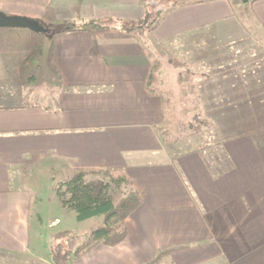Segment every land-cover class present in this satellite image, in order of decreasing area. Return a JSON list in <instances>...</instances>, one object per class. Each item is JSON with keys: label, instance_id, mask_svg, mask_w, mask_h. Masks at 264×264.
Returning <instances> with one entry per match:
<instances>
[{"label": "crops", "instance_id": "1", "mask_svg": "<svg viewBox=\"0 0 264 264\" xmlns=\"http://www.w3.org/2000/svg\"><path fill=\"white\" fill-rule=\"evenodd\" d=\"M145 10L146 0H0V11L50 29L40 33L47 40L36 54L46 62L36 61L28 78L33 49L23 59L13 42H0L2 264L49 263L29 246L30 216L44 206L36 184L42 190L45 178H69L73 169L115 168L126 171L142 197L126 218L127 235L68 264H148L173 247L181 249L158 264H264V129L231 136L232 120L250 111L236 109V81L251 86L253 76L262 87V64L248 69L247 79L219 60L221 50L252 33L264 38V0L179 3L146 33L51 31L57 22L130 20ZM189 41L195 51L180 57L168 79L175 89L167 88L174 114L191 113L207 130L175 145L163 130L159 98L147 87L161 86L156 48L177 56L170 45Z\"/></svg>", "mask_w": 264, "mask_h": 264}, {"label": "trees", "instance_id": "2", "mask_svg": "<svg viewBox=\"0 0 264 264\" xmlns=\"http://www.w3.org/2000/svg\"><path fill=\"white\" fill-rule=\"evenodd\" d=\"M201 0H175L171 6L178 3H187ZM163 10H158L154 15L145 10L142 17L130 20L88 18L79 23H54L52 32L65 30H96L104 28H117L126 32H141L142 29H152L157 23ZM236 109L246 111V118H236V128L231 136H247L264 129V84L260 87L255 84L252 76L251 86L237 82ZM149 94L155 95L160 101L161 124L171 119L172 97L169 90L163 87H147ZM225 108V107H224ZM102 174L104 179H87L90 175ZM126 187L125 192L115 199L112 187ZM56 194L61 206L74 210L79 221L101 216V223L87 232L79 245L75 248H65L62 243H57L50 251L52 264H68L72 258H77L87 253L97 245L115 246L121 243L127 235L126 218L140 205L142 197L130 181L126 171L122 168L115 169H73L69 179L61 181L56 188ZM68 230L57 232L58 236H68ZM181 249L173 247L159 250L148 264H158L165 256Z\"/></svg>", "mask_w": 264, "mask_h": 264}, {"label": "rangeland", "instance_id": "3", "mask_svg": "<svg viewBox=\"0 0 264 264\" xmlns=\"http://www.w3.org/2000/svg\"><path fill=\"white\" fill-rule=\"evenodd\" d=\"M173 1L175 0H146V9L149 10L151 13L156 14L158 10L165 11L167 8L172 7L171 2ZM81 21L82 20L65 23H79ZM152 29H142L141 32H150ZM20 30H22V32H28L25 31L26 29ZM16 32H19V30H16L14 28H0V42L1 39H6L5 41L9 40V42L11 41V43L13 42L15 44L14 46L21 50L18 53L22 52L23 59L28 58L27 54L31 52V49H33L34 56L29 58L30 60L27 63V67L25 70V78H28L30 76H33L34 72H36V61H38L37 63L40 64L46 62L44 61L45 59L39 61L36 54L41 43L45 42L47 39L45 35H42L40 33H32V38L30 36L27 37L21 35V33L19 34ZM193 44L194 42L190 43L189 41L188 45H184V43L182 42L181 45L178 44V42L177 44L175 43L173 45H170L172 47V50L173 48L177 49V51H174L178 54L177 56H173V54H168L167 49L161 52L159 51V48H156L157 55L155 56V71L159 74L157 82L159 83V85H161L160 87L169 90L170 95L172 97V116L170 120L162 124V127L166 134H168V136L166 137L171 138L172 142L175 145L182 144L184 142L195 141L201 136L202 132L205 133L207 130V126H204L202 122L190 116L192 115L191 113L186 114V112H182L177 113V115L174 114V95H172L170 89L167 88L169 86V76H171L172 78L175 72L173 71L174 68L178 66V63H180V57L181 60L185 61L186 57L188 55L193 54V51H195L193 48L196 47H194ZM44 45L46 48V43H44ZM229 47L230 48L227 50H221L219 55V60L221 61V63L231 62L235 65L236 72L238 74H247V79L250 78L247 77L248 69L251 70L252 67H255V63H259L260 65L262 64V67H260L259 72L263 74L261 77L264 78V38L260 36L258 32L252 33L250 38L245 42L242 41L241 43H237ZM169 57L171 59V65H168L167 63ZM170 68H172V70H170ZM243 68L246 69L245 72L241 71V69ZM252 73L253 75L256 74L254 72ZM170 86L172 89H175L174 81L172 82V85L170 84ZM65 177H56L53 180L45 178V183L43 184L44 188H42V190L40 188V185L36 184V186H39L36 194L40 195L43 198L42 202H44V206L40 207V205H38L39 207L36 209V211L40 212L39 216L35 214V212L34 215L30 216L29 224L31 229V241L29 243V246L30 250L34 251V249H37L38 255L40 257H43L44 260H47V262H49L48 264L51 263L50 251L57 243H62L65 248H75L81 242V238L91 229L98 226L101 223L102 219L101 216H95L79 221L76 219L74 210L61 206L60 202L58 201V198L56 197V188L58 187L59 183L64 180L63 178L69 179L67 176ZM95 178L106 180V178L102 174H95L87 177V179ZM125 190L126 187L124 186L119 188L113 186L111 192L113 197L117 199L125 192ZM36 203L38 204L39 201L37 200ZM56 203H59L58 208L56 207ZM52 220L55 221L53 225H51ZM65 230H68L70 232L68 236L62 237L56 235L57 232ZM2 254L3 253H0V258H2ZM28 258L30 259V256H28ZM0 264L2 263L0 262Z\"/></svg>", "mask_w": 264, "mask_h": 264}, {"label": "water", "instance_id": "4", "mask_svg": "<svg viewBox=\"0 0 264 264\" xmlns=\"http://www.w3.org/2000/svg\"><path fill=\"white\" fill-rule=\"evenodd\" d=\"M242 3H247L252 0H240ZM0 28H21L28 29L34 33L46 34L50 29L45 27L44 24L35 18H29L20 15H8L0 11Z\"/></svg>", "mask_w": 264, "mask_h": 264}]
</instances>
